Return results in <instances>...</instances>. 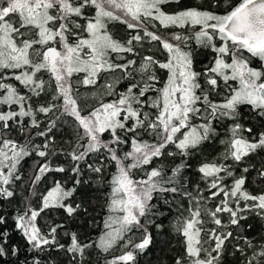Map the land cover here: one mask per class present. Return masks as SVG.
<instances>
[{
    "label": "trees",
    "instance_id": "16d2710c",
    "mask_svg": "<svg viewBox=\"0 0 264 264\" xmlns=\"http://www.w3.org/2000/svg\"><path fill=\"white\" fill-rule=\"evenodd\" d=\"M246 1L160 0L128 22L93 0H0V264H264V102L228 99L246 91L237 60L264 83V46L222 28ZM64 49L77 115L111 109L103 143L66 107L48 57ZM135 148L152 150L128 176L153 189L129 222L116 186Z\"/></svg>",
    "mask_w": 264,
    "mask_h": 264
},
{
    "label": "rangeland",
    "instance_id": "374dc122",
    "mask_svg": "<svg viewBox=\"0 0 264 264\" xmlns=\"http://www.w3.org/2000/svg\"><path fill=\"white\" fill-rule=\"evenodd\" d=\"M6 1V8L13 9L18 6H21L25 4L27 1H33V2H40L45 4L50 3H58L61 8L65 6V0H5ZM97 5L102 7L103 9L107 11H111L128 22H134V14L139 12H148L150 9L157 6V3L160 0H93ZM1 12L4 11V8L0 10ZM190 20H198V15L193 11H187L184 12L182 15L178 16H185ZM64 49L62 51H55L50 50L48 52V57L50 61V65L54 71L55 77L57 79L60 91L62 92V95L64 97L66 107L69 111H71L73 114H75L85 131V134L89 140L90 143H103V141L100 139V125H101V119L102 118H108V114L111 111L109 107H105L98 112L94 113L93 115L89 117H80L77 115L72 99L70 97V90H69V84H68V77L65 72V62H66V56L69 52V50ZM237 66L239 67L240 71V77L241 82L246 87V91H237L236 93H230L228 99L230 102L236 101V100H249L252 102H256L258 100H261L258 96V89L260 87L261 82H256L255 79H252V77L248 74L244 64L237 60ZM146 69L147 64L142 63L140 66V70ZM187 88V86H186ZM186 90V89H185ZM181 92L182 98L180 99V102L173 103L172 107L170 108V111L168 112V119L170 120V128H178L181 126L184 122V115L186 114L190 101L188 98V91ZM152 149L149 148H135L130 150L127 153V159L129 161V166L125 167L121 164V162H118V169H119V180L118 184L116 186V193L121 192L120 196V205L123 207L124 211V217L129 222H134L140 212V210L143 208V206L146 204L148 194L153 189V185L150 182V180H144L141 182H137L133 179H131L128 176V170L138 164L142 159H144L148 152H150ZM0 173H3L2 168H0ZM117 221V220H116ZM115 221V222H116ZM24 231L28 235L29 238L37 240V236L35 233L34 226L32 224V220L23 222L21 224ZM115 232V230H114ZM114 232H109L111 234H114Z\"/></svg>",
    "mask_w": 264,
    "mask_h": 264
},
{
    "label": "water",
    "instance_id": "95a60500",
    "mask_svg": "<svg viewBox=\"0 0 264 264\" xmlns=\"http://www.w3.org/2000/svg\"><path fill=\"white\" fill-rule=\"evenodd\" d=\"M223 29L252 48L264 46V0H248L230 14ZM264 102V85L258 89Z\"/></svg>",
    "mask_w": 264,
    "mask_h": 264
},
{
    "label": "flooded vegetation",
    "instance_id": "af4514ba",
    "mask_svg": "<svg viewBox=\"0 0 264 264\" xmlns=\"http://www.w3.org/2000/svg\"><path fill=\"white\" fill-rule=\"evenodd\" d=\"M226 20H227V19H226ZM225 22H226V21H225ZM224 24H225V23H224ZM224 24H223V25H224ZM223 25H222V26H223ZM222 28H223V27H222ZM223 30H224V29H223ZM224 31H225V30H224ZM225 32H226V31H225ZM226 33H227V32H226ZM227 34H228V33H227ZM228 35H229V34H228ZM229 36H230V35H229ZM232 38H233V37H232ZM234 39H235V38H234ZM241 41H242V40H241ZM244 42H245V41H244ZM249 47H250V46H249ZM240 61H241V60H240ZM241 62H245V61L242 60ZM244 66H245V65H244ZM245 68H246V66H245ZM246 70H247V68H246ZM243 85H244V84H243ZM261 85H264V83H261L260 86H261ZM261 100H262V99H261ZM262 101H263V100H262Z\"/></svg>",
    "mask_w": 264,
    "mask_h": 264
}]
</instances>
